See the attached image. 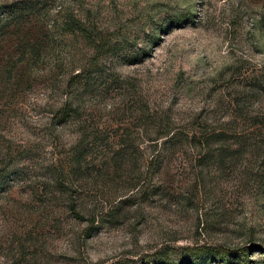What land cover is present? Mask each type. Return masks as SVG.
I'll return each instance as SVG.
<instances>
[{
	"label": "rangeland",
	"instance_id": "rangeland-1",
	"mask_svg": "<svg viewBox=\"0 0 264 264\" xmlns=\"http://www.w3.org/2000/svg\"><path fill=\"white\" fill-rule=\"evenodd\" d=\"M200 246L264 264V0H0V264Z\"/></svg>",
	"mask_w": 264,
	"mask_h": 264
},
{
	"label": "trees",
	"instance_id": "trees-1",
	"mask_svg": "<svg viewBox=\"0 0 264 264\" xmlns=\"http://www.w3.org/2000/svg\"><path fill=\"white\" fill-rule=\"evenodd\" d=\"M97 57L98 55L94 58L96 59ZM76 77L77 76L75 75L72 78ZM57 113H60V115L62 114L60 118L67 114L66 110L63 108L59 109ZM242 251L243 250L240 249L223 250L222 248L214 246L195 247L193 248L194 253H192V255L187 259V264H213L214 262H216V264H230L232 263V258L239 257L244 259V255L246 254Z\"/></svg>",
	"mask_w": 264,
	"mask_h": 264
}]
</instances>
